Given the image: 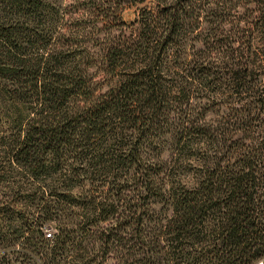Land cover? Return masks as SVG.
<instances>
[{
  "label": "trees",
  "instance_id": "obj_1",
  "mask_svg": "<svg viewBox=\"0 0 264 264\" xmlns=\"http://www.w3.org/2000/svg\"><path fill=\"white\" fill-rule=\"evenodd\" d=\"M132 1L146 0L123 4ZM152 2L94 63L89 50L59 49L49 0H0V78L27 110L5 152L38 201L14 233L38 264H93L58 218L69 217L62 199L87 220L140 217L142 264H264V65L254 58L264 0L242 11L227 0ZM130 187L134 203L120 204ZM83 223L85 240L94 225Z\"/></svg>",
  "mask_w": 264,
  "mask_h": 264
},
{
  "label": "rangeland",
  "instance_id": "obj_2",
  "mask_svg": "<svg viewBox=\"0 0 264 264\" xmlns=\"http://www.w3.org/2000/svg\"><path fill=\"white\" fill-rule=\"evenodd\" d=\"M152 1L146 0L144 3L132 1L131 4H123V0H116L117 3L114 4L113 1L106 0L107 3H113L110 12H103V9H109L108 5L100 8L101 2H104V0H49L47 7L48 11L53 13L56 18L55 27H57V32L60 34L55 33V38H57V35L60 36L58 37L59 42H57L61 46L59 49L72 52L89 50L93 54L92 62L100 63V58L104 57L101 52L102 49L114 44L122 46L123 29L131 26L133 21L138 19L139 14L147 9L146 7H152ZM227 1L229 2L227 7L238 8L240 11L248 5L246 3L248 0ZM200 4L202 3L199 1L198 5ZM203 14L205 15V11ZM254 51L257 53L254 57L256 63L258 65L263 63L264 65V41L260 38L256 39ZM103 71L105 70L101 68L99 73H94V81L103 79ZM257 74L264 76V67L257 69ZM17 92L18 87L16 85L13 86L11 82L0 78V257L7 254L10 264H38L35 260H39L40 255L25 245L26 236H21L17 241L14 233L20 225V221L26 218L34 220L32 216L38 214V208H35L38 201L32 202V198L29 196L30 188L34 187L32 185L34 184L33 180L26 177L20 169L10 168L5 152L6 147L13 143L17 136L14 121H20V119L27 121L25 119L27 117L26 107L20 105L21 102ZM225 111L224 108L221 109V112ZM216 117L215 113L209 112V119H216ZM57 183H60L62 187L60 181H57ZM129 189L123 190L121 196L123 200L120 201V204L131 205V203H134L130 200L139 193L135 190V187ZM74 192L82 193L83 190L76 187ZM113 193H116V191H113ZM87 195H92V193L89 191ZM48 198H50V195H46L45 199ZM115 200L118 202L119 198L116 196ZM76 201L80 202L79 199ZM153 201L155 200L152 199L143 204ZM138 202L141 203V201ZM59 204L66 209L65 215H69V217L58 218H64L73 224L69 227L72 230V241L75 244L84 241L83 245L88 251L83 255L84 262L92 261L93 264L144 263L141 255L147 245L143 243V238H138L139 236L136 233V231L140 232L137 225L141 221L140 217H90L87 220V217H78L79 214L83 213L78 206H70V203L64 202L63 199L60 200ZM155 207L158 209L159 206ZM103 218H107V221L101 222ZM84 221L94 225L90 229L92 232H88V238L85 240V234L82 231ZM141 226L143 228V225ZM48 232L52 233V237L57 234V228L53 221H47L44 224L43 233L47 234ZM43 240L41 237L39 238V241L44 243L43 246H46L49 242ZM14 246H16L15 250L18 252L9 254L10 252L13 253L11 248ZM67 261L68 264H72L74 258L70 257ZM0 264L2 263L0 262Z\"/></svg>",
  "mask_w": 264,
  "mask_h": 264
},
{
  "label": "built area",
  "instance_id": "obj_3",
  "mask_svg": "<svg viewBox=\"0 0 264 264\" xmlns=\"http://www.w3.org/2000/svg\"><path fill=\"white\" fill-rule=\"evenodd\" d=\"M51 235H52V233H51V232H48V233H47V236H48V237H49V236H51Z\"/></svg>",
  "mask_w": 264,
  "mask_h": 264
}]
</instances>
